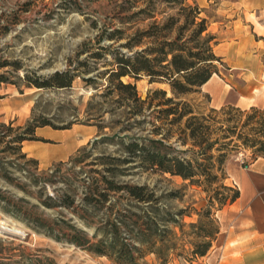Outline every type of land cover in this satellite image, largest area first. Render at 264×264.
Wrapping results in <instances>:
<instances>
[{"label":"rangeland","instance_id":"374dc122","mask_svg":"<svg viewBox=\"0 0 264 264\" xmlns=\"http://www.w3.org/2000/svg\"><path fill=\"white\" fill-rule=\"evenodd\" d=\"M6 1V6L12 8L15 2L30 0ZM196 1L205 9L203 14L209 20V30L216 36L214 50L222 57L224 65L219 64V71L213 74L208 86L187 98L205 112L210 106H237L239 90H251V96L264 90L262 78L245 74L248 67L255 71L257 64L256 73L259 76L262 73L263 64L255 60L254 54L257 48L264 49V42L260 41L257 46L254 40L261 30L259 12L264 0ZM128 4L127 0H31L28 11H19L21 21L0 38L2 52H10L21 60L20 75L28 71L31 78L47 76L56 70L65 71L85 58L88 66H95L89 73H80L68 87L42 88L26 85L21 80H18L19 86L0 83V122L12 121L17 125L29 118H44L56 127L46 125L48 128L59 132L79 128L73 138L83 142L64 158L49 161L47 157L67 149L68 141L64 137L37 140L35 153L38 158H34L38 160L36 172L41 177L37 185L27 184L23 190L0 178L1 194L14 202L10 212L5 210L4 201L0 202V260L5 264H103L107 260L121 264L225 263L219 251L206 256L211 247L203 256H194L192 251L195 244L205 240L204 233L216 228L219 232L222 221L225 223L241 211H229L228 204L221 209L215 201L211 204L213 192L203 185L191 184L177 175L130 168L117 179L145 184V192L153 194L155 200L136 201L125 189H106L102 181H98L99 191L91 189L94 178L108 174L105 165L96 158L98 155H119L120 139L151 136L149 123L137 121L143 118L142 114L132 117L130 106L122 104L116 93L106 92L117 89L109 86V80L102 74L107 67L103 58L88 56L90 51L76 57L77 51L89 45L91 52L97 50V37L104 36L108 30L126 28L127 23L120 22L117 15L144 6L140 0L130 11L122 12ZM155 12L160 19L174 10L163 5ZM149 21L138 20L137 25L143 27ZM123 41L125 39L119 42ZM111 42L103 38L101 44ZM121 79L134 83L141 98L146 97L149 90L158 88L170 95L166 83L150 82L144 75L137 79L131 76ZM222 90L228 91L222 95ZM144 114L151 117L150 110ZM174 134L171 142L176 148H187L175 142L177 133ZM249 160V150H239L228 156L225 162L227 184L237 186L234 171L245 169ZM25 167L33 169L30 164ZM13 175L17 182L25 181L20 173ZM100 192L106 193L105 200L100 199ZM66 194L74 200L70 207L60 202ZM85 195L93 199L88 202ZM123 212L128 215L123 217L125 222L117 218ZM144 212L156 219V231L146 228L137 219L135 214ZM172 217L178 222L170 221ZM191 223L200 225L191 226ZM251 245L240 262L264 264V239L254 240Z\"/></svg>","mask_w":264,"mask_h":264},{"label":"trees","instance_id":"16d2710c","mask_svg":"<svg viewBox=\"0 0 264 264\" xmlns=\"http://www.w3.org/2000/svg\"><path fill=\"white\" fill-rule=\"evenodd\" d=\"M137 1L140 0H127L128 6L121 11H130ZM141 1L144 6L117 15L120 22L127 23L126 28H114L105 32L104 36L97 37V50L91 52L92 46L89 45L76 53L77 58L86 51H90L88 56L95 59L103 58L104 66L107 67L102 74L109 80V86L113 85L117 89L106 92L116 93L122 104L130 106L132 117L142 114L143 118L137 121L148 122V133L151 134L132 136L127 141L120 139L119 155H98L96 158L105 165L108 174L102 173L100 178H94L91 189L99 191L98 181H102L106 189H125L136 201H153L156 198L145 192V184H132L117 179L128 169L139 168L177 175L183 180H189L191 184L203 185L206 190L213 192L210 203L215 201L221 209L240 196L237 186L226 183L225 162L228 156L239 150H249L250 160L246 166L258 157H264V107L252 105L243 109L224 104L219 108L210 106L208 112L199 110V105L187 96L201 92V86L219 71V64L224 65L222 57L214 50L216 36L209 30V20L203 14L205 9L196 0ZM6 4V0H0V38L10 33L21 21L19 11H28L31 0L15 2L12 8ZM163 5L174 12L158 19L155 10ZM143 19L150 21L139 27L138 20ZM103 38L112 42L101 44ZM122 39L125 41L119 42ZM107 55L110 58H106ZM87 63L86 58L77 60L76 65L65 71L56 70L47 76L31 78L28 71L20 75L19 70L23 68L21 60L10 52H2L0 47V83L19 86L18 80H21L26 85L42 88L68 87L80 73H89L94 69L95 66L90 67ZM142 75L147 76L150 82L166 83L170 95L165 89L158 88L149 90L146 97L141 98L134 83L123 82L121 79L123 76L137 79ZM205 96L209 100L207 93ZM146 110H150L151 117H146ZM46 125L51 124L44 118H29L24 124L17 125H13L12 121L0 122V178L4 182L23 190L27 184L37 185L40 182L41 177L36 172L38 160L23 151V142L46 141L36 135L37 127ZM174 133H177L175 142L187 148H176L171 142ZM26 164L32 165L33 169L26 168ZM14 172L20 173L25 181L17 182ZM100 196V199H106L105 192H100ZM84 199L89 202L93 198L85 195ZM1 201L6 204V211H12L13 200L0 192ZM60 202L70 207L74 200L66 194ZM207 214H211L210 209ZM135 215L146 228L153 232L158 229L156 219L145 212ZM123 217L128 215L125 212L117 215L121 222H125ZM170 221L178 222L174 217ZM190 225L198 227L200 224ZM217 233V228L213 232L204 233L202 236L205 240L195 244L192 254L205 255ZM0 264L5 263L0 260Z\"/></svg>","mask_w":264,"mask_h":264},{"label":"crops","instance_id":"0c3cea01","mask_svg":"<svg viewBox=\"0 0 264 264\" xmlns=\"http://www.w3.org/2000/svg\"><path fill=\"white\" fill-rule=\"evenodd\" d=\"M262 3L263 5L259 12V25L261 26V30L258 32V39L254 40L257 46L260 41L264 42V1ZM246 40L251 42L248 36H246ZM254 57L255 60L258 59L262 62L263 68L260 71L262 73L260 76L256 73L258 70L257 66L259 65L257 64L254 66L255 71H251L250 67H248V71L245 74L249 75L248 77L255 79L260 77L264 80V49L257 48ZM212 79L213 75L201 88L208 86ZM261 83L264 85V81ZM226 91L228 90H222V95ZM250 91L239 90V96L235 102L236 105L241 108H248L252 105L264 106V90L254 96L249 95ZM79 130L77 127H72L65 129V132H59L60 130L48 128L47 126L37 127V136L39 135L47 139L64 137L68 141L66 150L64 148L61 153L49 156L46 159L52 161L64 158L72 150L81 145L83 143L82 141H76L73 138L75 132ZM35 142L37 140H25L23 142V151L38 158V155L35 153V149L38 146ZM234 172V181L240 190V196L233 203L228 204L227 207L229 211H241V214H236L232 218H228L227 221H224L225 223L222 221V227L206 255L208 256L212 252L219 251L221 252V261L224 260V264H242L240 262L241 256L245 255L247 249L253 246L251 243L254 240L264 239V157H258L250 162L245 169L243 168Z\"/></svg>","mask_w":264,"mask_h":264},{"label":"built area","instance_id":"2783aa9c","mask_svg":"<svg viewBox=\"0 0 264 264\" xmlns=\"http://www.w3.org/2000/svg\"><path fill=\"white\" fill-rule=\"evenodd\" d=\"M103 264H121V263H116L114 261H111V260H107L105 263Z\"/></svg>","mask_w":264,"mask_h":264}]
</instances>
